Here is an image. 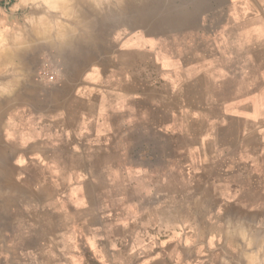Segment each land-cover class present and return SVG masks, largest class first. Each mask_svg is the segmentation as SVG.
I'll return each instance as SVG.
<instances>
[{
  "label": "crops",
  "instance_id": "obj_1",
  "mask_svg": "<svg viewBox=\"0 0 264 264\" xmlns=\"http://www.w3.org/2000/svg\"><path fill=\"white\" fill-rule=\"evenodd\" d=\"M9 1L7 36L36 7ZM115 20L0 57V264H262L264 0Z\"/></svg>",
  "mask_w": 264,
  "mask_h": 264
},
{
  "label": "bare ground",
  "instance_id": "obj_2",
  "mask_svg": "<svg viewBox=\"0 0 264 264\" xmlns=\"http://www.w3.org/2000/svg\"><path fill=\"white\" fill-rule=\"evenodd\" d=\"M25 1V0H24ZM31 1L33 4L36 5L35 9L33 10V15H31V17L27 18L25 20V24H24V28L23 29H19L17 32L11 34V36H7V35H4L1 31H0V57H4L6 56V58H10L12 59L11 57L15 56L12 55L13 52L15 51L16 55H20V51H22L23 49H20L19 47L22 48V45L24 44H27V42H33V39H35L34 42L38 43V42H52L56 44L59 43L61 45V48L63 46V44L66 46L67 43H69L72 38L71 37H74L73 36V30H74V25L77 23L78 21V24L80 22V25H82V27H84V19H83V15L82 13L79 15L77 14V11L80 12L82 9H81V6H82V2L80 3L79 0H29ZM93 1L92 0V4H93ZM102 1V0H101ZM99 0V2H101ZM105 1V0H104ZM103 1V2H104ZM116 1V0H114ZM85 2V1H84ZM84 2H83V5H84ZM86 2H88L86 0ZM90 2V1H89ZM102 2V3H103ZM95 3V2H94ZM100 3V5L102 4ZM105 3V2H104ZM116 3V2H115ZM90 4V3H89ZM148 4V3H147ZM81 5V6H80ZM91 5V4H90ZM93 5H97V4H93ZM112 5V4H111ZM88 6V5H87ZM102 6V5H101ZM100 6V7H101ZM41 7V8H39ZM96 7V6H95ZM117 7V6H116ZM82 8H86L84 6H82ZM93 8V7H92ZM91 8V9H92ZM115 8V7H114ZM118 8V7H117ZM81 9V10H80ZM89 9V8H88ZM101 9H103L101 7ZM87 10V9H86ZM83 11V10H82ZM85 11V10H84ZM118 11V10H117ZM59 13L57 14V18L56 16L53 15V13ZM108 12V10H107ZM85 13V12H84ZM121 13V12H120ZM60 15H63L62 17H66V21L65 19L62 20L61 19V16ZM78 15V16H77ZM82 15V16H81ZM88 15V14H86ZM98 15V14H97ZM123 15V14H122ZM85 17V16H84ZM97 17V16H96ZM121 17V16H120ZM88 18V17H87ZM86 18V19H87ZM108 18V17H107ZM116 18V17H115ZM90 19V18H89ZM123 19V18H122ZM116 21V20H115ZM86 22V20H85ZM89 22V21H88ZM92 23V22H91ZM94 23V22H93ZM87 24V23H86ZM86 24H85V27H86ZM89 24V23H88ZM94 25V24H93ZM76 26V25H75ZM90 26V25H89ZM84 27V28H85ZM77 28V27H76ZM75 28V30H76ZM92 28V27H91ZM73 29V30H72ZM88 29V28H87ZM86 30V29H85ZM89 30V29H88ZM73 33H72V32ZM84 31V30H83ZM87 31V30H86ZM85 31V32H86ZM71 32V33H70ZM84 32V33H85ZM83 33V32H82ZM72 34V36H71ZM76 34V32H75ZM77 35V34H76ZM88 35V34H87ZM30 37V38H28ZM32 40V41H31ZM72 42V41H71ZM79 42V41H78ZM85 42V41H84ZM46 43V44H47ZM49 44L50 46L52 45ZM29 44V43H28ZM43 44V45H44ZM70 44V43H69ZM35 45V43H34ZM37 45V44H36ZM42 45V46H43ZM54 45V44H53ZM59 45V46H60ZM32 46V45H31ZM40 46V45H39ZM46 46V45H45ZM43 46V47H45ZM58 46V45H57ZM72 46V45H71ZM27 47V46H26ZM19 48V49H18ZM33 48V47H32ZM35 48V47H34ZM33 48V49H34ZM38 48V47H37ZM50 48V47H49ZM55 48V47H54ZM20 50V51H17ZM25 49V48H24ZM47 49V48H46ZM60 49V48H59ZM63 49V48H62ZM3 50V51H2ZM54 50V49H53ZM55 50H57V47L55 48ZM29 51V49H28ZM43 52V51H42ZM34 54V53H33ZM36 55V54H35ZM22 56V55H21ZM19 56V58L21 57ZM17 58V57H16ZM18 58V59H19ZM9 59V60H10ZM34 59V58H33ZM32 59V61H33ZM2 60V59H1ZM6 60V59H5ZM23 60V59H22ZM25 61H26V58H25ZM4 62V61H3ZM11 62V61H10ZM13 62V60H12ZM20 62V61H19ZM6 63V62H5ZM4 63V64H5ZM36 63V62H35ZM3 64V63H2ZM24 64V63H23ZM9 65V64H8ZM12 65V64H11ZM10 65V67H12ZM17 65V63H16ZM63 65V64H62ZM7 66V65H5ZM21 66V65H20ZM28 66V65H27ZM26 66V67H27ZM15 67V65L13 66ZM12 67V69H13ZM30 67V66H29ZM32 67V66H31ZM9 68V67H7ZM18 68V67H15V69ZM22 68V67H21ZM25 68V67H24ZM28 68V67H27ZM26 68V69H27ZM33 69V68H32ZM9 70V69H8ZM10 71V70H9ZM12 71V70H11ZM21 71V70H20ZM27 71V70H26ZM31 72V70H29ZM16 72V71H15ZM22 72V71H21ZM25 72V70H24ZM10 74V73H9ZM20 74V72L18 73ZM17 74V75H18ZM68 74V73H67ZM11 75V74H10ZM15 75V74H14ZM10 77V76H9ZM16 77V76H15ZM18 77H20L18 75ZM27 77V76H26ZM11 78V77H10ZM13 79V78H12ZM7 81V80H6ZM78 82V81H77ZM22 83V82H21ZM7 84V83H6ZM9 86V85H8ZM7 87V85H6ZM23 89V88H22ZM2 92V91H1ZM50 92V91H49ZM6 94V93H5ZM4 94V96H5ZM11 94V93H10ZM2 96V95H1ZM11 96V95H10ZM225 219V218H224ZM224 221V220H223ZM242 226V225H241ZM243 228V227H242ZM239 229V228H237ZM241 229V228H240ZM242 231V229H241ZM245 231V230H244ZM250 231V230H249ZM246 232V231H245ZM234 233V232H232ZM240 233V231L238 232V234ZM250 234V233H249ZM258 236V235H257ZM263 236V234H262ZM253 235H251V237L249 238H252ZM255 240L258 239V237L256 238V235L255 237H253ZM252 238V239H253ZM253 239V240H254ZM251 240V239H250ZM253 242V241H252ZM257 242V241H255ZM260 256V255H259ZM262 264H264V255H263V258H262Z\"/></svg>",
  "mask_w": 264,
  "mask_h": 264
},
{
  "label": "rangeland",
  "instance_id": "obj_3",
  "mask_svg": "<svg viewBox=\"0 0 264 264\" xmlns=\"http://www.w3.org/2000/svg\"><path fill=\"white\" fill-rule=\"evenodd\" d=\"M82 2V6H84V7H86V8H82V6H81V9L83 10H81L80 12H78L77 11V14L79 15V13L81 14L82 13V17H83V19H84V23L86 24V27H85V24H84V27H82V25H80V23H82V22H80L79 24H78V21H77V23L74 25V30H73V36L74 37H71L72 38V42H95V40L97 41V42H99V40L100 39H104V38H107V39H109L110 37H111V35H112V33H114V30H113V27L111 26V21H113V20H115V17H117V13L119 12V10H121V9H123V10H125V12H126V10L128 9V10H131V3H132V0H116V1H114V0H100L101 2H99V0H94L93 1V4H97V5H93L92 4V0H87L88 2H86V0H79V2ZM85 1V2H84ZM90 1V2H89ZM105 3H104V2ZM0 2H2V3H4L3 5L5 6V7H7V6H9L10 5V1L9 0H0ZM80 2V3H81ZM83 2H84V5H83ZM95 2V3H94ZM103 2V3H102ZM116 2V3H115ZM91 5H90V4ZM100 3H102L101 5H100ZM112 4V5H111ZM88 5V6H87ZM96 6V7H95ZM103 8V9H101V7ZM118 8H117V7ZM93 7V8H92ZM115 7V8H114ZM89 8V9H88ZM92 8V9H91ZM87 9V10H86ZM85 10V11H84ZM107 10H108V12H107ZM118 10V11H117ZM85 12V13H84ZM57 14H59V13H57ZM57 14H56V12L55 13H53V15L54 16H56V18H57ZM86 14H88V15H86ZM98 14V15H97ZM77 15V16H78ZM61 16V19L62 20H66V17L64 16V17H62L63 15H60ZM85 16V17H84ZM97 16V17H96ZM105 16L106 17H108V24H107V29H105V27H104V24H103V22H104V19H105ZM126 16V15H125ZM127 16H130V15H127ZM126 16V17H127ZM88 17V18H87ZM87 18V19H86ZM90 18V19H89ZM85 20H86V22H85ZM66 21H68V20H66ZM89 21V22H88ZM92 22V23H91ZM94 22V23H93ZM26 22L25 21H23L21 24H20V29H23L24 28V24H25ZM89 23V24H88ZM83 24V23H82ZM94 24V25H93ZM90 25V26H89ZM77 27V28H76ZM92 27V28H91ZM75 28H76V30H75ZM89 30H88V29ZM87 31H86V30ZM84 30V31H83ZM86 31V32H85ZM70 32V33H71ZM75 32H76V34H75ZM83 32V33H82ZM85 32V33H84ZM88 34V35H87ZM71 36H72V34H71ZM28 38H30V37H28ZM32 41V40H31ZM35 41V39H33V42ZM70 41V42H71ZM37 42V41H36ZM43 70H46V72H47V74L45 75V74H42V71ZM56 69L55 68H52L51 67V65L48 63V62H43V64H42V66L38 69V77L39 78H45V79H47V80H50V81H52V80H54V77H53V71H55ZM49 75H51L52 76V78H49Z\"/></svg>",
  "mask_w": 264,
  "mask_h": 264
},
{
  "label": "built area",
  "instance_id": "obj_4",
  "mask_svg": "<svg viewBox=\"0 0 264 264\" xmlns=\"http://www.w3.org/2000/svg\"><path fill=\"white\" fill-rule=\"evenodd\" d=\"M42 74H45V75H46V74H47L46 70H43V71H42ZM49 78H52V76L49 75Z\"/></svg>",
  "mask_w": 264,
  "mask_h": 264
},
{
  "label": "clouds",
  "instance_id": "obj_5",
  "mask_svg": "<svg viewBox=\"0 0 264 264\" xmlns=\"http://www.w3.org/2000/svg\"><path fill=\"white\" fill-rule=\"evenodd\" d=\"M4 91H5V92H7V91H8V89H6V88H5V89H4Z\"/></svg>",
  "mask_w": 264,
  "mask_h": 264
}]
</instances>
